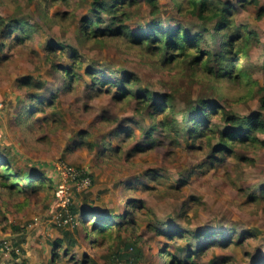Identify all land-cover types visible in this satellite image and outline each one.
Instances as JSON below:
<instances>
[{
  "label": "rangeland",
  "instance_id": "rangeland-1",
  "mask_svg": "<svg viewBox=\"0 0 264 264\" xmlns=\"http://www.w3.org/2000/svg\"><path fill=\"white\" fill-rule=\"evenodd\" d=\"M90 1L0 0V16L21 20L27 35L20 40L16 31L3 38L0 30V158L17 172L39 165L40 173L52 179L35 191L23 179L11 189L0 186V264H164V249L186 264H264V199L247 196L260 195L264 187V148L238 147L231 157L212 151L215 140L208 146L186 138L182 129L190 125L188 105L212 91L174 80V70L141 57L133 48L78 41L79 19L88 13ZM158 1L155 18L162 24L180 23L192 32L209 27L177 11L171 0ZM228 1L235 5L236 23L255 31L259 39L247 49V61L255 66L263 60L264 16L256 17V7L264 0L257 5ZM148 10L142 4L131 12L126 23L132 30L146 27L152 19ZM205 36L211 46L214 39L208 32ZM52 45H60L61 54H51ZM71 47L82 61L80 77L72 90H59L51 103V92L63 87L53 65H69ZM87 67L97 77L112 80L131 71L139 88L150 89L157 102L161 93L174 91L175 112L167 120L180 133H171L170 139L160 126L151 135L145 133L150 118L135 112L134 101L115 99L116 87L108 91L104 84L106 92L96 91L84 73ZM252 72L263 85L264 71ZM26 76L41 88L22 87L20 80ZM225 91L244 92L234 85ZM33 97L39 102H32ZM29 107L32 113L26 112ZM229 108L239 115L261 110L264 117L258 94ZM121 129L132 134L126 145L115 155L105 152L106 146L118 148ZM258 137L264 139V134ZM149 138L154 142L145 152L132 151ZM175 140L179 145L168 143ZM64 165L87 171L91 181L68 182ZM126 199L141 205L132 215L133 230L114 228L108 237L89 233L80 220L74 227L64 221L70 202L79 209L91 205L103 214H118L126 211ZM199 231L213 234L198 237ZM225 235L232 241L196 252L195 247L210 238L220 241ZM123 253L126 257H118Z\"/></svg>",
  "mask_w": 264,
  "mask_h": 264
},
{
  "label": "trees",
  "instance_id": "trees-1",
  "mask_svg": "<svg viewBox=\"0 0 264 264\" xmlns=\"http://www.w3.org/2000/svg\"><path fill=\"white\" fill-rule=\"evenodd\" d=\"M71 0H51V2ZM85 0H79V2ZM177 11L183 10L195 16L200 22L209 27H204L200 31L192 32L180 23L164 25L155 17L160 11L158 0H91L89 2L90 15L87 13L79 19L78 23V41H84L87 44H97L98 46L113 45L117 48L126 46L136 50L141 57L154 59L161 67L174 70L172 77L174 80L184 79L189 84H202L212 92L209 96L200 97L188 105L187 123L190 125L182 129L183 135L193 141H205L206 145L211 146V141L216 143L212 148L215 153H223L226 156H236L235 150L238 147H263L264 139L259 138L264 134V117L261 110L251 111L245 115H239L229 108L232 104L250 98L253 94L260 95V109H264V84L254 79L252 70L264 71V51L263 60L257 65H252L247 61V49L254 44L259 43L255 31L246 28V25H238L235 21L236 8L228 0H171ZM243 3L257 5L258 0H239ZM149 7V15L152 19L145 28L132 30L126 22L131 19V12L138 11L141 5ZM104 16L107 20H104ZM264 16V5L256 7V17ZM25 23L15 17L0 16V30L2 36H11L18 31V38H26ZM209 33L214 39L211 46L205 36ZM216 36H218L216 38ZM212 40V39H211ZM213 46V47H212ZM51 54L62 52L60 45H52ZM59 48V49H57ZM264 50V44H263ZM71 63L67 66L54 64V70L61 77L62 88L51 92L50 102L53 103L59 90L70 91L79 79V71L82 70V61L79 53L71 47ZM84 73L90 77L96 91L106 92L101 85L107 84L110 87H116L112 96L119 100L135 103V112L141 117H149L150 125L145 133L150 134L160 126L161 131L166 137L171 139V133L177 135L180 133L172 121L167 120L170 113L175 112L174 91L163 92L160 94L161 101L153 99V93L148 88H139V79L131 71H124L121 77L112 80L108 77H97L90 67L84 69ZM22 87L26 89H40L41 84L29 77H23ZM228 85H234L242 88L244 92L241 95L229 94L225 91ZM224 88V89H223ZM227 94V96L221 91ZM36 97V96H34ZM32 98V102L39 98ZM230 105V106H228ZM30 107H34L31 104ZM27 109V113H32L34 109ZM223 125V127H221ZM123 137L119 139L118 148H109L106 146L105 152L112 151V155L119 153L126 145L127 139L132 135L126 129H121L118 134ZM125 133V134H124ZM154 142L149 141L144 145H137L133 152H145L148 146ZM171 145H179L175 140L168 142ZM246 158L244 155H238V159ZM38 164V163H37ZM27 171L18 172L12 169L8 161L0 158V186L17 187L21 179L25 180V186L31 190H37L41 186L52 183L51 177L40 173L39 165ZM76 175H70L68 182L75 185L81 184L85 178H90L87 171L74 167ZM71 174H75L71 173ZM52 185V184H51ZM250 199H264V187L260 195L249 193ZM79 209L73 202L66 206L67 215L64 220L67 224L76 226L75 220H80L85 225L89 233H100L103 236L110 237L114 228L134 227L132 215L137 213L141 205L137 204L135 199L125 200V212L118 214H103L97 211L91 205ZM122 210V209H121ZM78 218V219H77ZM133 230V229H132ZM109 234H108V233ZM183 232V231H182ZM107 233V234H106ZM213 232L199 231L196 236L208 237ZM233 234V233H232ZM185 235V234H183ZM231 235L223 236V240L210 238L204 245L195 247L196 252L205 250L212 245L231 242ZM242 241V238L237 243ZM127 248V247H126ZM194 255V252H190ZM165 257L164 264H186L181 263L179 258L168 253L165 249L161 252ZM126 257V253L119 254L118 257ZM12 257L18 259L16 253L12 251ZM192 258V256H190ZM24 264V262H20ZM188 264H191L189 261Z\"/></svg>",
  "mask_w": 264,
  "mask_h": 264
},
{
  "label": "built area",
  "instance_id": "built-area-1",
  "mask_svg": "<svg viewBox=\"0 0 264 264\" xmlns=\"http://www.w3.org/2000/svg\"><path fill=\"white\" fill-rule=\"evenodd\" d=\"M64 168L66 169L68 176H70V175H76V171H75L76 169L74 167H71V166L66 167V165H64ZM74 172H75V174H71V173H74ZM88 179L89 178H85L82 182L87 181Z\"/></svg>",
  "mask_w": 264,
  "mask_h": 264
}]
</instances>
